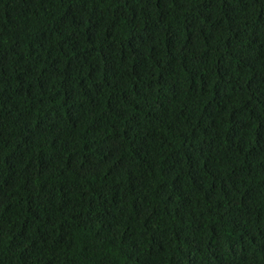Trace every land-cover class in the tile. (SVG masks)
<instances>
[{
  "label": "trees",
  "instance_id": "trees-1",
  "mask_svg": "<svg viewBox=\"0 0 264 264\" xmlns=\"http://www.w3.org/2000/svg\"><path fill=\"white\" fill-rule=\"evenodd\" d=\"M0 264H264V0H0Z\"/></svg>",
  "mask_w": 264,
  "mask_h": 264
}]
</instances>
